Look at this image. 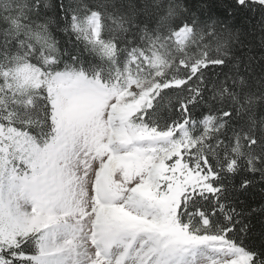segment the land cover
<instances>
[{
    "label": "snow or ice",
    "instance_id": "obj_1",
    "mask_svg": "<svg viewBox=\"0 0 264 264\" xmlns=\"http://www.w3.org/2000/svg\"><path fill=\"white\" fill-rule=\"evenodd\" d=\"M0 264H264V0H0Z\"/></svg>",
    "mask_w": 264,
    "mask_h": 264
},
{
    "label": "trees",
    "instance_id": "obj_2",
    "mask_svg": "<svg viewBox=\"0 0 264 264\" xmlns=\"http://www.w3.org/2000/svg\"><path fill=\"white\" fill-rule=\"evenodd\" d=\"M256 192H257V195L254 196V197H250V199L253 202V205L258 207L259 204L261 203V198H260V195H259V189L258 188L256 189Z\"/></svg>",
    "mask_w": 264,
    "mask_h": 264
}]
</instances>
